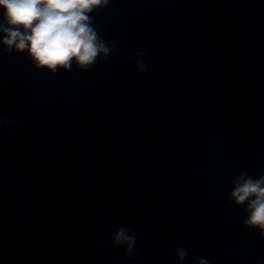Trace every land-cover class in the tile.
<instances>
[{
  "label": "water",
  "instance_id": "95a60500",
  "mask_svg": "<svg viewBox=\"0 0 264 264\" xmlns=\"http://www.w3.org/2000/svg\"><path fill=\"white\" fill-rule=\"evenodd\" d=\"M112 53L51 73L0 51V264H256L227 199L264 172V0H110ZM145 51L147 67H135Z\"/></svg>",
  "mask_w": 264,
  "mask_h": 264
},
{
  "label": "clouds",
  "instance_id": "9594fccd",
  "mask_svg": "<svg viewBox=\"0 0 264 264\" xmlns=\"http://www.w3.org/2000/svg\"><path fill=\"white\" fill-rule=\"evenodd\" d=\"M110 0H0V51L23 52L36 68L51 73L70 70L74 65L86 70L97 59L107 58L114 45L98 33L91 13L108 7ZM145 51L135 53V67H147ZM227 199L243 206L242 223L258 230L264 239V172L254 175L241 170L231 179ZM136 235L126 225L113 231V246H123L125 261H140L134 250ZM176 264H184L187 250L174 248ZM195 264H211L205 257H195ZM256 264H264V258Z\"/></svg>",
  "mask_w": 264,
  "mask_h": 264
}]
</instances>
